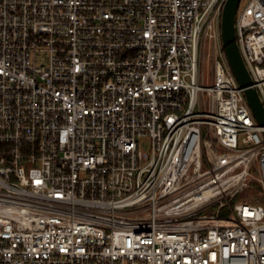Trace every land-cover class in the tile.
Segmentation results:
<instances>
[{"label": "built area", "instance_id": "built-area-1", "mask_svg": "<svg viewBox=\"0 0 264 264\" xmlns=\"http://www.w3.org/2000/svg\"><path fill=\"white\" fill-rule=\"evenodd\" d=\"M226 1L0 0V264H264ZM235 27L264 104V0Z\"/></svg>", "mask_w": 264, "mask_h": 264}, {"label": "water", "instance_id": "water-1", "mask_svg": "<svg viewBox=\"0 0 264 264\" xmlns=\"http://www.w3.org/2000/svg\"><path fill=\"white\" fill-rule=\"evenodd\" d=\"M241 0H227L222 13L221 34L227 60L260 126L264 127V104L246 67L237 43L236 16Z\"/></svg>", "mask_w": 264, "mask_h": 264}, {"label": "rangeland", "instance_id": "rangeland-1", "mask_svg": "<svg viewBox=\"0 0 264 264\" xmlns=\"http://www.w3.org/2000/svg\"><path fill=\"white\" fill-rule=\"evenodd\" d=\"M246 2H247V0H241V2H240V8L243 7V6L245 5ZM212 60H213V59H211V58H209V57L207 56V58H206V63H205V73H206V76H207V77H208V74H209V71H210L209 66H210ZM145 147H146V148L148 147V143H145ZM243 198H244V195H239L238 198H237V200L239 201V200H242Z\"/></svg>", "mask_w": 264, "mask_h": 264}]
</instances>
